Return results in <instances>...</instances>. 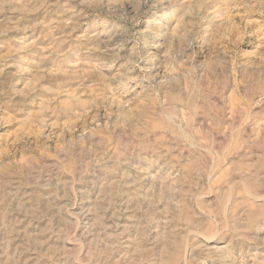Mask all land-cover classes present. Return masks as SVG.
<instances>
[{"label": "rangeland", "instance_id": "rangeland-1", "mask_svg": "<svg viewBox=\"0 0 264 264\" xmlns=\"http://www.w3.org/2000/svg\"><path fill=\"white\" fill-rule=\"evenodd\" d=\"M0 264H264V0H0Z\"/></svg>", "mask_w": 264, "mask_h": 264}]
</instances>
